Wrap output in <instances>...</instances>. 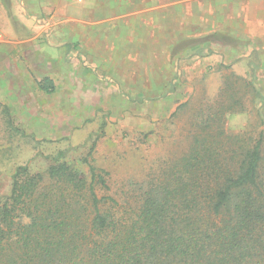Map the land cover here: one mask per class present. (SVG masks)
<instances>
[{
    "label": "rangeland",
    "instance_id": "374dc122",
    "mask_svg": "<svg viewBox=\"0 0 264 264\" xmlns=\"http://www.w3.org/2000/svg\"><path fill=\"white\" fill-rule=\"evenodd\" d=\"M35 12L27 0H0V199L9 194L18 166L42 172L60 151L77 160L95 144L92 159L108 173L110 194L134 201L135 183L187 151L194 112L216 98L231 72L250 81L263 99L247 113L231 115L228 131L257 137L264 130V57L250 40L208 33L210 55H194L192 48L204 39L173 24L171 15L166 31L149 32L146 41L136 30L141 16L121 15L132 30L117 34L114 62L100 64L80 48L93 32L52 35L50 16ZM67 17L95 19L76 9ZM148 20L156 22V16ZM54 38L68 43L52 47ZM45 78L54 83L51 94L40 90Z\"/></svg>",
    "mask_w": 264,
    "mask_h": 264
},
{
    "label": "trees",
    "instance_id": "16d2710c",
    "mask_svg": "<svg viewBox=\"0 0 264 264\" xmlns=\"http://www.w3.org/2000/svg\"><path fill=\"white\" fill-rule=\"evenodd\" d=\"M39 87L55 91L50 78ZM261 99L227 75L194 112L187 151L135 183L134 201L110 194L95 144L77 160L60 151L42 172L18 166L0 199V264H264V130L226 126Z\"/></svg>",
    "mask_w": 264,
    "mask_h": 264
},
{
    "label": "crops",
    "instance_id": "0c3cea01",
    "mask_svg": "<svg viewBox=\"0 0 264 264\" xmlns=\"http://www.w3.org/2000/svg\"><path fill=\"white\" fill-rule=\"evenodd\" d=\"M27 4L29 9L36 8V14L50 16L52 35L76 30L80 37L93 32L92 41H82L80 48L100 64L114 62L116 55L112 50L116 48L117 34L132 30L123 24L121 15L128 18L141 16L136 30L144 33L145 41L149 32L164 33L166 17L171 15L173 24L184 25L185 29L200 33L199 38L204 39L201 45L192 48L194 55H210L212 43L206 40L211 35L208 33L220 32L232 34L237 40H250L252 47L260 50V57H264V45H260L264 37L257 34L264 32V0H27ZM70 9L92 14L95 19L91 22L89 18H68ZM153 16H156V22L150 23L148 17ZM53 40L52 47L68 43V40ZM161 40H164V34Z\"/></svg>",
    "mask_w": 264,
    "mask_h": 264
},
{
    "label": "built area",
    "instance_id": "2783aa9c",
    "mask_svg": "<svg viewBox=\"0 0 264 264\" xmlns=\"http://www.w3.org/2000/svg\"><path fill=\"white\" fill-rule=\"evenodd\" d=\"M3 41V36L0 34V42Z\"/></svg>",
    "mask_w": 264,
    "mask_h": 264
}]
</instances>
